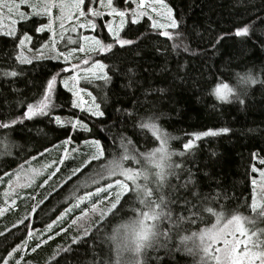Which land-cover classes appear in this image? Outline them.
<instances>
[{"label": "trees", "instance_id": "16d2710c", "mask_svg": "<svg viewBox=\"0 0 264 264\" xmlns=\"http://www.w3.org/2000/svg\"><path fill=\"white\" fill-rule=\"evenodd\" d=\"M168 3L173 6L174 16L179 22V27L173 30L172 39L160 36L161 30L152 29L151 21L146 16L141 17L137 24H126L121 36L127 32L125 38L133 39L136 43L124 48L114 45L111 53L103 52L97 57L108 66L105 69L112 77V82L103 88L99 87L102 81H95L92 85L81 82L80 87H86L87 91L97 96V103L106 97V102L101 104L105 116L90 117L87 111L73 108L75 97L72 92L57 82L52 98L56 107L52 109V115L60 116L65 121L63 127L54 121L50 122V117L37 116L25 120L23 125L13 126L15 131L0 129V180L6 178V173H12L32 158L44 156L45 148L58 151L55 148L68 136L74 138L72 146L81 145L80 141L85 138L99 139L109 160L122 151L121 136L131 138L141 152H151L159 142L151 137L150 131L139 136L133 135L132 124L139 123V120H129L125 124L121 113L114 111V108L119 107L133 110L138 105V116L144 118L145 122L155 117L161 131L169 138V151L175 153L184 151L183 144L192 138V133L228 127L229 133L204 137L196 141L198 147L194 153H186L183 158L176 155L172 160L180 162L183 159L184 167L196 173L203 193H225L220 201L223 207L217 206V210L222 211L226 217L256 215L251 211L254 188L251 180L256 178L251 168L253 165L259 166V160L264 158V152H261L264 149V86L259 83L250 86L239 84L237 74L243 75L250 69L258 74L264 68V49L253 43L257 37H264V25L256 26V35L251 40L227 34L234 32L243 23L256 20L257 16H264V0H168ZM115 5L118 9H127V20L130 22V10L134 4L127 7L123 0H115ZM107 19V16L98 18L94 33L104 43H112L113 38L104 27ZM19 28L33 35L29 30L31 25L18 24ZM45 35L46 32L36 33L33 38H45ZM221 36L224 38L219 39ZM17 45L18 41L12 37L0 35V69L16 68L24 71V75L18 78L0 76V121L21 116L27 110V103H34L35 99L40 98L42 84L46 83L48 75L61 72L62 68L67 67L62 59L34 60L31 65H21L15 60L21 51ZM32 45L36 46L34 42ZM71 46L79 47L72 44L60 50L65 51ZM180 66L183 67L177 74ZM128 69H132V73ZM130 80L132 86L124 87ZM217 81L229 83L234 89L246 87L247 95L241 96L245 99V105H240L231 97L228 101L217 100L210 94ZM149 88L152 90L145 95V90ZM155 89L164 91L158 92ZM76 117L85 119L91 128L90 133L76 132L71 128L68 122ZM254 153L257 154L255 157ZM61 154L62 151H58L57 161ZM79 165L77 161L61 165L57 163L60 168L56 176H65V181L54 188L42 204H38L31 219L25 221L26 224L34 230L44 228L59 212L74 202V197L95 188L92 177L98 170L96 162L72 176V170ZM204 172L208 173V177L204 176ZM172 182H176L174 178ZM2 205L0 197V208ZM130 207L131 204L125 205L121 212L124 220L120 217L113 220L111 227L106 230L108 235H111L112 228L130 218ZM125 213L128 215L125 216ZM2 220L0 232L5 235L0 236V256H7L8 251L28 238V229L19 224L13 228L12 220ZM215 222V217H208L205 223L186 225L185 230L179 234L172 233L164 247L148 250V264H201L195 248L199 242L198 237L195 241H184L181 237L191 236L192 232H199ZM161 228L166 229L167 224H162ZM63 235L41 245L36 252L24 257L23 261L50 264L59 259V264H93V256L99 259L97 252L92 250L97 247L92 240H88L87 245L73 247V252L63 258L57 256V249L71 245ZM177 247L180 251H176ZM188 248L193 251L189 252ZM157 256L160 257L158 261L155 259Z\"/></svg>", "mask_w": 264, "mask_h": 264}, {"label": "snow or ice", "instance_id": "6c2138e0", "mask_svg": "<svg viewBox=\"0 0 264 264\" xmlns=\"http://www.w3.org/2000/svg\"><path fill=\"white\" fill-rule=\"evenodd\" d=\"M95 2L96 0H90V4ZM100 2L103 4L104 0H100ZM123 3L127 7H131L132 4L136 5V8L131 11L132 18L130 22L126 19V8L118 9L114 0H107V7L111 9L109 15L119 18V23L116 25L112 22L104 25L113 38L112 43H104L96 36H84L85 41H91L89 48L81 45L78 48H71L69 51L64 52L57 49L56 41L53 39L42 43L40 48L35 49V54L31 57L22 53L15 56V60L21 65H31L34 60L63 59L65 64L70 66L62 68L61 72L46 74L48 78L46 83L42 84L43 91L39 94L40 98L35 99L34 103H27V110L21 116L7 121H0V129L15 131L13 126L23 125L25 120H31L37 116L50 117V122L54 121L63 127L65 121H62L60 116L52 115V109L56 107L52 98L56 91L57 82L63 84L65 88L72 92L73 97H75L72 101L73 108L87 111L90 117L105 116L101 104L106 102V97L97 103V96L93 95L91 91H87L86 87L79 86L81 80L86 85H92L95 81H102V85L99 86L101 88L112 82V77L104 71L108 66L98 59H92V57L99 55L101 52L111 53L114 45H119L121 48L134 45L136 41L125 38L127 32H125V36H121L120 33L124 31L126 24L139 23L141 17H148L151 21V28L161 30L159 35L169 39H172V33L168 29L179 27V22L174 16V8L168 3V0H123ZM90 4H86L85 0H18V2L17 0H0V11L6 9L9 15L16 13L18 19L13 20L12 23L24 24L25 26L31 25L29 30L33 35L43 33L46 30L53 31L55 35L53 25L59 20L60 38L63 39V33L68 31L64 21L73 19L72 15L65 14L66 10L75 9V15L78 17H86L89 13L99 16L100 12L91 7ZM25 6L31 12L22 11L21 8ZM53 10H58L60 15L56 16ZM41 17H46L48 22L44 23L42 19H34ZM88 23L93 29H96L95 22L88 21ZM258 25H264V16H257L256 20L243 23L241 26L236 27L234 32L227 35L251 40L256 35L255 28ZM77 26L80 28L85 27L84 24L77 21L72 26L71 31L75 32ZM0 35L12 37L14 41H18L17 47L20 49H23L26 42L31 43L33 39V35H29L24 28H9L5 32H0ZM223 38L221 36L219 39ZM69 41L75 43L70 37ZM253 43L264 49V37H257V40ZM49 45L55 51V55L51 57L46 56L42 50L48 48ZM187 50L185 49V51ZM27 51L32 52L33 49L29 48ZM75 53H85L86 58H79L74 55ZM72 59H77L79 62L71 63ZM87 65L91 66L88 67ZM181 67L183 66L177 68V74H179ZM132 71V69H128L129 73H132ZM63 72H72L73 75L63 79L61 78ZM22 75H24L22 69H0V76L18 78ZM237 75L239 84L250 86L259 83L264 86V79H261L264 76V68L258 74H254L250 69L243 75ZM185 77H187V74H185ZM131 86L132 81L130 80L129 84L124 87ZM151 90L150 88L146 89L145 95ZM155 91L163 92L164 89H155ZM210 94L222 102L228 101L231 97L238 101L240 105H245V99H242L241 96L247 95V88L234 89L230 87L229 83L217 81ZM84 95H87L90 99L86 101ZM139 110L138 105L133 110L126 107L114 108V111L121 113L125 118V124L129 120H139V123L132 124L133 135L139 136L150 131L151 137L159 142V145L153 148L151 152H141L134 146L131 138L121 136L120 148L122 151L118 155H113L112 159L109 160L107 159L106 149L101 146L99 139L85 138L80 141L90 151L84 154L86 158L83 159L81 166L72 170V176L80 173L82 168L91 166L93 162H96L98 170L95 176L92 177V183L96 186L94 189L86 191L83 196L74 197V202L65 207L45 226L48 239H52L53 235L67 234L71 227H77V234L71 238V245L59 249L56 255L63 258V256L73 252V247L87 245L88 240H92L93 245L97 246L92 250L97 252L99 256V259L93 256V264H148L149 249L164 247L170 235L174 232L179 234L184 231L186 225H198L199 223H205L208 217H215L216 222L210 228H203L199 232H192L191 236L181 237L184 241H195L198 237L199 242L195 244V248L197 254L200 255L201 264H264V238H261L264 236V226H258V221L261 225H264V207L258 206L257 203L255 191V186L258 183L257 179L253 178L251 180V184L254 186L251 211L256 213V217L249 219L248 217L231 215L228 218L222 211L217 210V206L223 207L220 201L225 193L223 191L203 193L196 173L184 167L183 159L180 162L172 160V157L176 155L183 158L186 153H194L198 147L196 141L204 137L227 134L230 129L228 127L209 128L207 131L192 133V138L183 144L184 151L175 153L169 151V138L155 122L156 118L151 117L145 122L144 118L138 116ZM68 123L76 132H91L89 124L82 117H76ZM137 129L138 131H136ZM73 140L72 136H68L64 140L61 145L64 149V155L60 157L59 161L53 162L54 164L64 162L70 151L66 145L72 144ZM113 143H115V139ZM44 151L47 152L48 149L45 148ZM71 151L77 152L78 149L73 148ZM261 152H264V149ZM212 155L215 156V153H212ZM256 155L254 153L253 157ZM102 160L107 162L101 163ZM57 171H59L58 168L52 171L44 184H47L56 175ZM251 171L253 173L258 172L260 187L264 188V158L259 160V166L253 165ZM182 173L185 175L182 176ZM204 176L208 177V173L204 172ZM172 178L175 179V183L172 182ZM69 179H71V176ZM40 186L43 187V185ZM217 186H220L219 181H217ZM261 199H264V195L261 196ZM39 203L42 204L43 200ZM129 204H131L129 208L130 218L112 228L111 235H108L106 230L111 227L114 219L120 217L124 220L121 212L125 205ZM258 207L259 211L257 212ZM35 211L36 207L33 208V212ZM77 212L79 215L75 216ZM127 215L128 213H125V216ZM73 216H75V219L72 218ZM66 218L71 220L68 227H64V224L67 223ZM28 219L29 217H25L20 220L19 225H23L28 229L29 237H34L40 230H34L33 227L26 224L25 221ZM165 223L167 228L162 229L161 225ZM19 225H13V228H17ZM6 231L11 232L10 229ZM3 235L5 233L0 232V236ZM98 241L99 244L97 245ZM45 242V240H40L35 244V247L31 248V251L36 252ZM27 243V241H24L8 251L7 256H0V264H21L24 257L20 256L19 260L15 257L20 255L22 247L26 246ZM104 245H108V247L105 248ZM187 250L189 252L193 251L192 248ZM176 251H180V248L177 247ZM155 259L158 261L160 257L157 256ZM50 264H59V259H55Z\"/></svg>", "mask_w": 264, "mask_h": 264}, {"label": "rangeland", "instance_id": "374dc122", "mask_svg": "<svg viewBox=\"0 0 264 264\" xmlns=\"http://www.w3.org/2000/svg\"><path fill=\"white\" fill-rule=\"evenodd\" d=\"M85 3L90 4V0H85ZM114 3H115V0H114ZM90 6L94 7L98 12H100V15L95 16L89 13L86 15V17H78L75 15L76 13L75 9L66 10L65 14L72 15L73 19L64 21L65 27L68 29V31L63 33V36H64L63 39L60 38L59 20H57L53 25L55 35L53 31L46 30L45 38H41V37L37 39L33 38L31 43L26 42V44L23 46V49H21L20 53L31 57L32 55L35 54V49L40 48L42 43L51 41L53 39H55L56 41L58 50H60L61 47L63 46L67 47L68 45H72V44H77L79 45V47L83 45L84 47L89 48L91 45V41H85L83 39L84 36H88V37L96 36L98 39L100 38L97 35H95L94 33L95 29L91 27L88 21H93L97 25L98 18H101V17L103 18L107 16L108 17L107 23L112 22L114 25L119 23L118 17L109 15L111 9L107 7V0H104L103 4H101L100 0H96V2L94 4H90ZM135 8H136V5L134 4L133 9ZM21 10L25 12H31V10L28 9L26 6L22 7ZM131 11L132 9L130 10V13ZM53 12L56 16L60 15L58 10H53ZM127 14H128V11H126V19H128ZM15 19H18V15L16 13L9 15L6 9L0 11V31L5 32L9 28L18 29V24L12 23V21ZM38 19H42L44 23L48 22L46 17H41ZM157 19H159V17H157ZM77 21H79V23L84 24L85 27L80 28L77 26L76 31L72 32L71 28L73 25L77 23ZM173 30L174 29H168V31H170L172 34H173ZM69 37L71 38L72 41H75V43H71L69 41ZM33 42L36 44L35 47H33L32 45ZM29 48H32L33 51L28 52L27 50ZM71 48H75V47L71 46L64 52L69 51ZM42 50L44 51L46 56L51 57L55 55V51L52 50L51 45H49L48 48H44ZM74 55L79 58H86L85 53H75ZM98 56L99 55H94L92 59H98L97 58ZM78 62L79 60L77 59L71 60V63H78ZM69 66L70 65L67 64V67ZM87 66L90 67L91 65H87ZM104 71L106 72V69H104ZM71 75H73L72 72H65V76L61 78L67 79ZM82 81L83 80L80 81V84ZM84 99L87 101L90 98L87 95H84ZM61 145H59L55 149L58 151H62L61 156H63L64 149L63 147H61ZM66 147H68L70 151L68 152L67 157L64 159V162L62 164H65L71 161H77L80 163L79 165L80 167L83 159L86 158L84 154L86 152H89L90 150L85 148L82 144L75 145V146H72L71 144H69V145H66ZM73 148H77L78 151L77 152L71 151V149ZM58 151L49 150L48 152L43 154L44 156L32 158L27 163H25L18 169L14 170L12 173H9L7 176H5L6 178H3L2 180H0V197L3 203L2 207L0 208L2 209V211H0V220L3 219L2 220L3 222L4 221L9 222L12 220L13 224L17 225L19 224V221L24 219L25 217H29V219H31L33 215V208L37 207V205L39 204L41 200L47 197V195L54 188H56L59 184L65 181V176H62L60 174L56 176L58 172L57 171L56 175L53 176L52 179L49 180L47 184H44V181L48 179L49 174L52 171H55L57 168L58 169L60 168V166H57V163L56 164L53 163L57 161ZM9 176L11 177L10 179H9ZM255 179H257V182H258L257 185L255 186L257 203H258V206L264 207V199H261V196L264 195V188L260 187V177H259L258 172L256 173ZM40 185H43V187H41ZM258 211H259V207L257 208V212ZM78 215L79 213L77 212L75 216H78ZM75 216H73L72 218L75 219ZM241 217H244V216H241ZM255 217L256 215L250 216L248 218L252 219ZM66 220H67V223L64 224V227H68L71 224V220H68V218H66ZM211 226H208L205 228H210ZM258 226H264V225H261L258 221ZM0 227H3V226L0 225ZM39 230L40 232H37V234L34 237L28 236V238L25 240L28 242L27 245L22 247L20 255H17L15 259L19 260L20 256L26 257L28 254H31L32 253L31 248L35 247V244L39 242L40 240H45L46 241L45 243H47L48 241L58 237V235H53L52 239H48L47 238L48 233H47L46 227L39 229ZM61 234H64V233H61ZM76 234H77V227L73 226L71 227V230L67 232V234L63 235V237L65 238L67 242L71 243V238L75 236ZM261 238H264V236H262ZM58 250L59 249H57V252ZM21 264H31V263L30 262L25 263L24 261H22Z\"/></svg>", "mask_w": 264, "mask_h": 264}]
</instances>
